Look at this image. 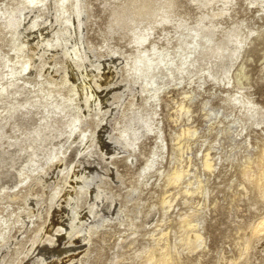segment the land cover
<instances>
[{"label":"bare ground","instance_id":"6f19581e","mask_svg":"<svg viewBox=\"0 0 264 264\" xmlns=\"http://www.w3.org/2000/svg\"><path fill=\"white\" fill-rule=\"evenodd\" d=\"M217 2H222L221 6L217 7L218 9L215 8ZM251 2H257V0H251ZM196 3L202 10L194 27H188L189 25L184 23L185 20L183 21L182 18H175L177 0H163L159 7L153 9L150 8V1L140 4L137 8L129 5L115 7L111 14L117 27L105 31V43L100 46L104 51L100 50L95 53V46L89 39L88 44L85 43L81 34L83 29H80V27L83 28L85 20L89 21L92 16L93 9L90 6V1L56 0L53 11L57 26L53 29L55 34L52 38H45L40 44L45 45V51L49 49L54 51L53 59L58 56L59 50H61L60 52L67 56L66 61L70 65L74 64L79 68H85L88 63V67H93L90 69L91 73L88 71L86 74L89 84L88 89L83 91L81 99L78 97L77 85L66 89L63 84L64 80L57 82L59 77L54 75L48 78L43 73V64L35 65L34 56L25 54L29 45L28 41L22 40V38L35 31L41 30L43 33L44 29L33 28L44 23L41 17L43 11L48 8V0H19L17 4L20 6L17 10L15 5L6 6L4 10L0 8V18L3 17L0 25L5 28L0 29V34L2 30H5V33L10 35L11 50L15 55V58H12L8 53L2 54L0 44V66L3 65L7 68L5 71L0 68V102H5L22 92L32 94L31 98L25 102H11L0 112V142H3L6 137L7 126H15L20 115L26 118L30 117L34 110L42 112L40 123L34 127L32 134L19 135L9 144L8 149L0 144V167H7L11 170L19 164L16 170L17 182L9 184L6 181V184H0V204L4 207L0 211V264H23L25 259L33 258L30 253H34L40 244H44L45 241L51 244L58 243L61 239L65 241L64 245L65 243L68 245L87 241L84 244L88 245V248L84 250L86 254L90 250L94 237L102 232L101 227H106L113 221L115 224L121 225L126 222L127 212L124 204H121L117 212L112 211V203L119 200L120 194L105 188L108 178L103 174L93 177L91 172H76L75 167L80 163L74 164L73 160H70L69 163L66 162L68 152L74 145L78 147L77 157L79 158L86 154L89 161L106 159L105 161H109L114 168L118 162L115 160L119 157L116 152L111 154L106 152L102 155L97 150L99 146L98 127L113 117L115 111L103 100L102 92L108 89V84H106V88H103L101 83L93 78L94 75L97 77L106 75L109 65L121 71L120 85L112 91L113 101L111 103L118 106L114 123L117 124L115 130L122 137L121 143L124 151L130 148L137 151L140 141L147 133H156L157 139H159L157 141L160 143H158V147L161 148L160 152L155 149L153 156L147 159V164L139 172V177L144 178L143 183L149 180L152 176L151 173L157 172L159 169L157 164L161 163V157L163 159L164 148L167 144L163 136V129L159 125L158 115L162 100L161 93L171 83L170 80L175 82L174 85L181 83L184 86L183 93L189 100L193 97V86L204 89L205 83L210 79L215 86L230 87L234 84V80L231 78L233 67L251 44V39L259 36L262 30L241 29V24L238 23L228 29H219V22L216 19L230 12L235 5V0H196ZM260 10H264V7H261ZM17 11H19L18 14ZM33 12L36 14L30 21V25L27 26L25 21ZM143 21L146 23L142 24ZM167 23H173L175 29H157V27L166 26ZM219 31H222L221 36H218ZM129 32H131L130 35H128ZM115 34L120 40L129 36L128 42L134 50L125 53L122 51V45L110 46L113 41L110 43L109 41L116 37ZM1 39L2 37H0ZM160 40L164 42L160 44ZM104 53L110 57L105 58ZM58 63L61 62H54L52 65L55 72H61V68L64 67L61 65L59 71ZM198 65L199 67H197ZM34 66L39 68L37 71L39 74L31 79ZM216 68H220L219 75L214 72ZM92 82L94 83L91 84ZM241 90L225 89L223 91L226 92L225 100L233 105L230 108L248 116L244 118L234 114V121L241 126L240 131H244L252 126L255 120H257L256 124L263 123L264 120L257 119L261 114L258 102L250 93H244ZM230 101L234 103H230ZM178 107L182 111L181 114L190 111V105L184 100L178 102ZM68 118L71 119L68 123L69 128H61L62 121ZM249 121L251 122L249 123ZM188 131L195 132L196 130L188 129ZM174 138L179 140L180 135L178 134ZM115 140H118V136L115 137ZM24 141L29 144L21 146ZM135 154H127L125 159L129 158V161L133 163ZM259 156L260 163L263 165L264 150L262 157ZM54 164L55 167H61L60 171L53 175L54 181L57 183L59 179H63L64 183L72 190L68 192L69 197L64 199L65 202H61L63 192H66L64 185L57 183V187L52 189L53 192L47 191L49 179L46 176ZM203 165L206 168L215 166L214 156L211 152L207 151L203 155ZM62 166L65 167L62 168ZM244 172L245 175H248V179L256 182V186L261 192L259 193L264 198V166L260 169L257 178H253V175L250 176L252 171L245 170ZM168 176L170 182L179 181L182 169L176 167ZM72 177L76 179L75 183H72ZM91 178L95 180V183H89ZM38 188H42V190H38ZM138 190L139 187L135 185L130 192L136 194ZM47 193L48 196L45 197ZM135 197L138 199L139 195ZM18 200H21L24 206L19 205L18 209L11 208ZM32 202L36 205L30 206ZM64 203L70 207L69 212L66 209L69 217L68 228L56 224L47 233L45 224L48 217L54 214L58 208L64 206ZM86 203H88V206L85 207L87 211L82 215ZM98 216L102 217L100 221L97 220ZM260 219L262 220H259L260 222H257L258 224L254 225L253 229L250 228L251 226L249 227L251 231L247 232L245 249L252 245L254 236H258L257 233L264 232V218ZM184 222V226H193L190 220ZM30 224L32 225L31 229L35 232L32 243L26 250H22L14 257L12 247L17 243L21 244L20 242L23 240V235H21L20 241H15L14 230L17 229L21 234H26ZM129 224H134V221H130ZM186 238L189 240L201 239L202 234L191 227L187 229ZM20 249H22V244L13 248L14 253ZM163 251L159 253L160 251L152 250L146 257L147 262L168 264L172 253ZM7 253L10 254L9 257H7ZM76 258L78 259V256L72 257L70 254L64 264L75 262ZM77 261L81 264L83 260L78 259ZM39 262L46 263L43 255H39L33 264H39ZM47 264L49 263L47 262Z\"/></svg>","mask_w":264,"mask_h":264},{"label":"rangeland","instance_id":"374dc122","mask_svg":"<svg viewBox=\"0 0 264 264\" xmlns=\"http://www.w3.org/2000/svg\"><path fill=\"white\" fill-rule=\"evenodd\" d=\"M18 1L0 0V8L4 10L6 6L15 5L17 10L20 6L17 4ZM86 1L88 2V0ZM89 1L93 9L92 16L89 21L85 20L83 28L80 27V29H83L81 34L85 43L88 44L89 39L95 46L94 52L96 53L100 50L104 51L100 46L105 43V31L117 27L111 14L113 8L128 5L137 8L140 4L150 1V8L153 9L159 7L163 0ZM55 2L56 0H48V8L43 11L41 17L44 23L33 28L44 29L43 33L41 30L35 31L22 38V40L26 39L29 45L25 54L34 56L35 65L43 64V73L48 78L54 75L59 77L57 82L64 80L63 84L66 89L77 85L78 97L81 99L83 91L88 89L89 81L86 74L88 71L91 73L90 69L93 67H88V63L85 68H79L74 64L70 65L66 61L67 56L63 55L61 50H59L58 56L53 59L54 51L50 49L45 51V45L40 44L45 38H52L55 34L53 30L57 27L55 14H53ZM221 3L217 2L215 8L218 9L217 7H220ZM263 4V0H257V2L235 0V5L230 12L216 19L219 22V29H228L238 23L241 24V29L262 30L259 36L253 35L255 37L251 39V44L233 67L231 78L234 80V84L232 86H215L210 79L205 83L204 89L193 86L191 100L186 98V94L183 93L185 89L181 83L174 85L175 82L170 80L171 83L163 89L158 118L167 144L164 148L163 159L161 157V163L157 164L159 169L157 172L151 173L152 176L148 177L149 180L146 183H143L144 178L139 177V172L147 164V159L153 156L155 149L160 152L161 148L158 147L159 141H157L159 139H157L156 133H147L140 141L137 151L131 148L124 151L121 143L122 137L115 130L117 124L114 123L118 106L111 103L113 101L112 91L120 85L121 71L109 65L106 75L101 77L94 75L93 78L97 79L103 88H106V84H108V89L102 92L103 100L105 104H108L107 106H111V109L115 111L113 117L98 127L99 146L97 150L102 155L106 152L108 154L116 152L119 154V157L115 158L118 162L114 168L109 161H105L106 159L89 161L86 154L79 158L77 157L78 147L76 145L69 150L66 162L69 163L70 160H73L74 164L80 163L75 167L76 172H91L93 177H98L100 174L105 175L108 178L105 188L120 194L119 200L112 203V211L117 212L121 204H124L127 212L125 215L126 222L121 225L115 224L113 221L110 225L101 227L102 232L94 237L90 250L86 254L84 250L88 248V245L84 244L87 241L68 245L65 243L66 246L63 239L52 244L45 241L44 244L39 245L34 253H30L33 258L25 259L23 264H33L39 255L44 256L45 264L47 262L49 264H64L65 259L70 254L72 257L78 256V259L83 260L81 264H148L146 257L152 250L160 251L159 253H162L163 250V252L165 250L170 251L169 253L172 255H170L168 264H264V232H262L263 234L257 233L258 238L254 236L252 245L245 249L248 230L251 231L262 220L260 218H264V198L260 194L256 182L248 179V175L243 173L245 170L252 171V174L249 172L250 176L253 175V178H257L260 169L264 166V163L263 165L260 163L261 158H258L259 155L262 157L264 150V122L256 124L257 120H255L247 130L240 131L241 126L234 121V114L244 118L248 116L239 111H233L230 108L233 105L225 100L226 92L223 91L225 89H242V92L250 93L258 102L261 111L257 119L259 121L264 120V10H260L261 7H264ZM201 10L196 0H177L174 16L177 19L185 20L184 23L188 24V27H194L197 22L196 19L201 15ZM18 13L19 11H17ZM35 14L33 12L27 17L25 21L27 26L30 25ZM2 20L3 17L0 18V23ZM144 23L146 22L143 21L142 24ZM166 26H160L161 28L157 27V29H175L173 23H167ZM0 29L5 28L0 25ZM257 33L259 32L257 31ZM221 35L222 31H219L218 36ZM115 36L109 41V43L113 41L110 46L122 45V51L125 53L134 50L128 42L129 36L121 40L117 34ZM0 37H2L0 40L1 53H8L12 58H15L9 41L10 35L2 30ZM163 42L160 40V44ZM104 54L106 55L105 58L110 57L107 53ZM59 61L61 62L57 66L59 71L61 65L64 67L61 68V72H55L52 65ZM0 68L2 71L7 70L3 65ZM33 68L31 79L39 74L37 72L39 68L37 66ZM117 71L119 72L117 73ZM214 72L219 75L220 68L214 69ZM56 73L58 75H55ZM95 73L97 74V72ZM107 92L108 94H106ZM31 96L32 94L29 92H22L5 102H0V112L11 102L22 103ZM181 100L190 105L188 113L181 114L182 111L178 107V102ZM205 102L206 104H204ZM230 103L234 102L230 101ZM38 111L41 112V110H36V112L34 110L35 114L33 113L26 118L20 115L15 126H7L6 137L0 144L8 149L9 144L19 135L28 136L32 134L34 127L40 123L42 112L39 113ZM70 120V118L63 120L60 127L68 129ZM188 129L196 131L189 132ZM178 134L180 135L179 140L174 138ZM116 136H118V140H115ZM28 144L29 142L24 141L21 146ZM207 151L214 156L215 166L213 168H206L203 165V155ZM130 153H136L133 163L129 161V158L125 159V155ZM17 166L11 170L7 167H0V184H6V181L9 184L17 182ZM64 167L62 166V168ZM176 167L182 169V176L179 181L170 182L168 175ZM246 167L247 169H245ZM60 169L61 167H55L54 164L47 174L46 177L49 179L47 191L53 192L52 189L57 187V183L64 185L66 192H63L61 202H65L64 199L69 197L68 192L72 190L64 183L63 179H59L57 183L54 181L53 175H56ZM71 181L75 183L76 179L72 177ZM89 183H95V180L91 178ZM135 185L139 187L136 193L139 195L138 199H136L135 193L130 192ZM38 190H42V188H38ZM47 196L48 193L45 197ZM34 202L36 201L34 200ZM34 202L30 206L36 205ZM19 205L24 206V203L18 200L11 208L18 209ZM87 206L88 203L85 204L82 215L86 213L85 207ZM62 207L64 211H62ZM62 207L57 209L58 212L55 211L48 217L45 224L47 233L56 224L68 228L69 217L66 209L69 212L70 207L66 204ZM3 208V205L0 204V211ZM101 218L98 216L97 220L100 221ZM187 220H190L193 226H184V221ZM130 221H134V224H129ZM191 227L202 234L201 239L189 240L186 238L187 229ZM28 228L26 234H21L17 229L14 230L16 242H19V237L23 235V240L20 242L22 249L14 253L13 248L21 244L17 243L12 247L14 257L22 250H26L32 243L35 232L31 229V224ZM62 253L66 254L62 255ZM9 255L7 253V257ZM78 259L76 258L75 262L66 264H79ZM171 260L172 262H170ZM149 264L153 263L150 262Z\"/></svg>","mask_w":264,"mask_h":264}]
</instances>
